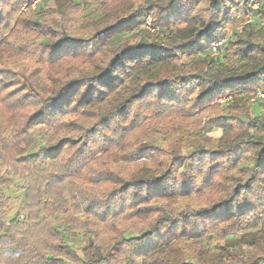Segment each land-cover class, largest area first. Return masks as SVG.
Here are the masks:
<instances>
[{"label": "trees", "instance_id": "16d2710c", "mask_svg": "<svg viewBox=\"0 0 264 264\" xmlns=\"http://www.w3.org/2000/svg\"><path fill=\"white\" fill-rule=\"evenodd\" d=\"M46 3L30 30L70 69L51 85L27 84L18 99L11 90L0 93L1 102L15 98L0 120V264H115L116 250L121 264H264V103L251 100L252 90H264V0H144L141 18L107 25L119 9L89 2L84 19L93 30L60 40L42 20L77 3ZM16 7L0 0V64L10 58L3 34ZM149 15L154 32L141 28ZM136 28L140 40L121 39ZM223 38L227 45L212 55ZM222 93L233 102L208 126L171 133L147 127L143 137L162 141L134 143L147 117L136 113L138 104L173 110ZM212 127L223 130L215 141L205 132ZM175 136L177 147L164 154ZM114 146L123 151L121 164L141 161L127 180L111 178L105 167ZM244 147L248 163L239 155ZM162 154L172 160L155 164ZM214 155L225 159L222 180ZM97 177L114 187L96 195L86 184ZM11 182L16 196L6 191ZM209 193L217 199L198 207L196 195ZM121 214L147 223L123 226L107 243L109 219Z\"/></svg>", "mask_w": 264, "mask_h": 264}, {"label": "rangeland", "instance_id": "374dc122", "mask_svg": "<svg viewBox=\"0 0 264 264\" xmlns=\"http://www.w3.org/2000/svg\"><path fill=\"white\" fill-rule=\"evenodd\" d=\"M15 5H17L12 22L11 27L9 30H6L3 35H6V38H9L10 43L8 46V56L10 57L8 60H3V64H0V81L6 82L0 84V93L2 95L7 94L10 90L17 94L15 95L16 99H18L23 93L22 89L27 86V84L33 83L37 87L41 85H51L55 82V80L60 79L61 74H67L69 72V65L66 62L56 61L51 59V52L46 50L45 47L40 45L38 39V31L30 30L32 28L30 26V18L33 15H39L40 9L46 3V0H41L36 7L31 6V0H13ZM48 1V0H47ZM77 5L72 6L69 8L65 13H58L54 11H50L46 14L45 18L42 20L44 26H49L54 30L53 32L56 34V39L60 40L64 37L67 33L69 35H86L91 30H93V26L86 23L84 17L86 14L90 12L87 9V4L91 2L90 5L94 6L99 3H109L110 8H118L119 14L114 16H109L106 21L102 25H107L110 23H116L121 17L126 16V22H130V20H134L136 18H141V4L144 0H75ZM14 4V3H13ZM49 4V3H48ZM116 9V10H118ZM165 12L160 13L158 12L157 16L158 19H162ZM150 17V26L148 25V19ZM161 17V18H160ZM153 15H149L145 22L142 24L141 28L146 29L150 32L155 31V25L153 23ZM29 22V23H28ZM233 27L229 28L226 33V38L230 37L231 31ZM142 34L140 32V28H136L133 30H127L123 32L121 39L136 41L140 40ZM120 39V40H121ZM226 41V45H227ZM225 50V49H224ZM251 91V90H250ZM255 90H252L251 93L254 94ZM15 98H9V100L0 101V120L8 114V110H6V103L12 102ZM194 100V99H193ZM193 100L185 101L183 106L174 108L171 110V106L169 104H157L156 102H152L151 105L149 102H144L138 104V109H136V113L146 115L145 125L141 126V128L137 131L136 136L141 135L142 137L136 139L134 143L136 145H140L143 142H148L151 144H156L157 140L162 141L159 139L158 136H151V137H143L142 132H145L147 127L152 128L153 126L155 129L159 131H164L167 133H171L176 126L179 127H188L190 126L191 129L199 128L200 130L202 126H208V123L212 120H218L219 116L222 114L224 107L232 104L233 99L231 98L230 94L222 93L217 95L213 101L206 102L204 104H198L195 107H192ZM15 102V101H14ZM187 102V103H186ZM258 104V101L255 102ZM27 109L25 110V112ZM22 112V111H21ZM24 112V110H23ZM154 131V128H153ZM206 134L213 140H217L220 138L223 130L218 127H212L206 129ZM158 134V133H157ZM180 139L179 136H175L171 141H165V151L164 154H169L168 152L171 151L172 148L177 147V141ZM144 140V141H141ZM139 143V144H138ZM205 145L206 148L210 149L213 148L212 145L208 144ZM115 147V146H114ZM113 150L117 153L115 157H112L109 161L112 164H107L105 167L111 171L110 177H117L122 178L123 180H127L131 174H133L138 166L140 165L141 161L135 160L130 164H121L120 158L123 154L122 150H119L118 147L113 148ZM191 151H185V154H190ZM158 159L156 162H163L169 163L172 160L170 155H164ZM239 155L243 158L244 163L250 162L249 157V148L244 147L240 150ZM164 156V157H163ZM166 156V157H165ZM234 156V155H233ZM230 157L231 160L228 164H232L234 157ZM210 158H212V153L208 152L203 156V160L205 162H209ZM153 159V158H152ZM212 162L219 164V168L221 172L219 173L220 178L216 177V179L222 180L223 173H226V170L222 168L225 159L220 156H215L212 159ZM153 163V164H154ZM201 164V162H200ZM100 170V169H99ZM233 172V170H230ZM189 174L185 176L187 178ZM218 176V175H217ZM111 177V178H112ZM97 182L95 184H86L87 187L92 189L94 193L99 194L103 193L108 189H112L114 185L111 182L106 180H102L101 178L97 177ZM7 193L10 196H16L19 194L17 191L16 184L11 182L7 188ZM109 192V191H108ZM107 195V193L103 194ZM102 195V196H103ZM217 193H209L205 195H196L194 199L196 205L203 206L212 204L215 199H217ZM259 214V213H258ZM262 218L264 219V212H262ZM117 222L116 226L111 225V220ZM112 220V221H113ZM117 220V221H116ZM147 221H145L144 216L139 218L129 219L127 215L124 214L119 215L116 219L111 217L109 219L110 224L102 234L103 238L108 243H114L117 239L120 238V231L123 226L129 225L136 227L134 225L138 224L144 225ZM226 226V225H224ZM205 241L207 239H204ZM213 246V245H212ZM214 247V246H213ZM240 253V252H239ZM116 261L115 264H121L124 260V255L119 251H115Z\"/></svg>", "mask_w": 264, "mask_h": 264}, {"label": "built area", "instance_id": "2783aa9c", "mask_svg": "<svg viewBox=\"0 0 264 264\" xmlns=\"http://www.w3.org/2000/svg\"><path fill=\"white\" fill-rule=\"evenodd\" d=\"M39 2H41V0H31V6L32 7H36L37 4H39ZM148 25L150 26V17L148 19ZM240 29V27H239ZM226 38H223L217 42H214L212 44L213 46V52L212 55H218L220 52V48L224 46V44L226 43ZM253 102H256L257 100H261L264 103V90L263 89H256L254 91L253 97L251 99ZM21 218H23V215H21Z\"/></svg>", "mask_w": 264, "mask_h": 264}]
</instances>
